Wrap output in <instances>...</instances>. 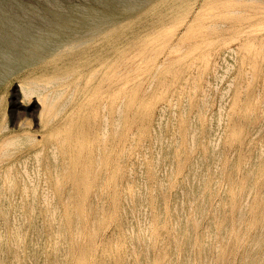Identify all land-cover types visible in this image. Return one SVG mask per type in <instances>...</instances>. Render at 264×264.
Here are the masks:
<instances>
[{
	"label": "rangeland",
	"instance_id": "374dc122",
	"mask_svg": "<svg viewBox=\"0 0 264 264\" xmlns=\"http://www.w3.org/2000/svg\"><path fill=\"white\" fill-rule=\"evenodd\" d=\"M213 1L216 0H143L135 4L134 8H130L124 2L120 4L121 2L116 3L114 0H0V142L8 136L19 138L27 135L41 140L49 132L58 131L64 123L77 114L79 118L76 128L82 127V133L85 136L80 147L82 155L79 157V163L88 167L89 174L93 175L96 172L94 169L96 154L93 153L96 144L92 146L90 144L95 137V123L94 119L88 120L87 116L93 109V103H89V98L96 93L93 98L95 100L98 95L106 91L109 83L105 81V78L109 74V67L124 59L129 52L147 44L155 45L160 39H164L166 44H175L180 41L181 37L191 29L190 25L196 20L200 11H203L201 8ZM84 7L97 12L106 11L113 19L105 28L101 27L93 33H86L84 32L86 28L73 25L74 21L78 20L77 12ZM242 10L244 11L239 16L220 19L222 25L213 24L214 21H219L217 16L204 18L195 23L193 27L200 29L205 24L209 31L185 42L182 46V49H187L184 50V54L168 62V65L184 66L183 73L179 77H174L172 72L166 71L158 74L159 79L166 81L170 86L167 94L169 97L172 94L185 93L188 87L193 85L195 96L187 104L198 106L205 99L211 104L212 111L221 106L224 107V120L229 123V128L224 135L227 142L224 159L220 165V184L211 201L199 207L198 216L193 224V227L197 224L194 235L203 236L212 218L213 207L219 204L216 234L208 241L197 243L198 241L193 239L182 241L178 230L174 229L170 215L172 193L185 184V180H181L185 167L183 169V166H178L173 172L174 182H176L172 183L165 208L166 223L160 228L155 227V231L149 235L151 242H154L149 250L141 247L134 254V244L129 239L130 233H125L123 228L128 220L137 219L138 214L134 212L120 214L121 207L127 198L123 194L114 196V193L117 191V185H121L129 178L130 167L139 165L143 161L140 155L147 149L150 126L144 134L138 135L131 142L133 147L128 156L122 154V148L129 141L122 139L116 151L109 157L107 166L99 169L98 172L104 173L105 178L100 196L103 197L106 213L105 220L96 225L93 232L91 224L98 214L89 209V206L99 194H95L91 185L86 186V194L80 202L81 208L83 207L80 227L84 231V236L79 243L83 248L80 249V254L79 249H75L68 264H79L78 258L85 259L82 264H105L106 262L114 264L117 260L119 264H140L147 258L153 260L150 262L147 260L146 264H162V262L163 264H181L185 259V251H188L192 264H245L248 255L256 253V257L264 258V239L262 241L256 239V235L264 231V172L255 179V183L247 191L249 211L244 214L245 220L241 224L240 234L238 236L232 234L225 240L222 238L223 229L232 220V211L224 205V192L230 176V159L242 155L239 144L242 137L241 130L237 129L238 134H236L232 132V128H237L249 119L250 114L246 109L255 96H259L260 105L264 107V0H253L242 7ZM5 11L13 15L11 17L16 19L15 23L19 24L18 27L13 23V19L9 20L2 16ZM61 14L71 16L72 24L58 19ZM22 26L28 29V34L24 37L19 35ZM194 43H198L195 48ZM152 52L154 50L148 51L147 54L150 55ZM206 57L209 63L204 62ZM165 59L166 52H158L152 64L160 65ZM193 62L195 64L192 66ZM228 65L230 71L226 74L225 69ZM202 72L203 75H201ZM64 73L71 75L63 85L67 88L66 95L70 93L73 83L77 81L79 86L62 113L47 124L45 120L43 121L47 112L45 111L43 117H40L43 107L38 102V95L24 92L23 87L34 80L41 81L46 77ZM216 76L222 79V83H215ZM145 78L146 74L141 80ZM194 81L196 82L193 83ZM122 82L116 80L110 86H117ZM228 83L233 87L228 86ZM158 90L160 88L156 85L150 92ZM189 100L190 98L180 99L177 109L179 110L181 105ZM163 102V99H159L151 103L149 113H153ZM208 118L212 117L208 116ZM181 122L184 124L183 128H186V120ZM130 127L129 121L125 124V130ZM214 128L216 127L213 126ZM202 131L205 132V130ZM261 131H264V124L256 129L257 133ZM186 133L183 131L182 136L187 139ZM48 146L49 143L45 142L44 149L46 150ZM32 148V144L19 147L6 160L17 161ZM187 158L186 152L183 159L185 166H187ZM124 159L125 165L121 175L113 178L114 165ZM242 167L243 164L240 162L237 177L240 176ZM40 178L41 181L46 179L45 170ZM71 182L73 181L69 180L66 184L70 185ZM42 185L41 183V188ZM67 187L69 186H65L63 191H66ZM237 193L236 190L235 194ZM203 195L202 193L197 197L195 200L197 204ZM67 199L68 194L62 192L61 195L53 198L50 205L64 204ZM235 201L236 199L233 200L234 203ZM70 205H72L71 202L68 203V206ZM74 209V207L61 208L59 212L64 219L63 227L66 229L72 228L75 223L74 218L69 216ZM152 209L150 205L149 215ZM256 214L259 216L254 220ZM189 238H193V234ZM111 239L114 243H120L116 256L114 252L105 250L106 244ZM174 244L179 246V250L175 253L171 250ZM219 245H223L222 252L217 251ZM130 254L132 261L126 262ZM205 256L206 261H202ZM49 259L50 257L46 258L47 261ZM261 264H264V260Z\"/></svg>",
	"mask_w": 264,
	"mask_h": 264
},
{
	"label": "bare ground",
	"instance_id": "6f19581e",
	"mask_svg": "<svg viewBox=\"0 0 264 264\" xmlns=\"http://www.w3.org/2000/svg\"><path fill=\"white\" fill-rule=\"evenodd\" d=\"M142 1L126 0L123 2L130 8H134L135 4ZM114 2L123 3L120 0H114ZM250 2L253 0L208 2L201 8L203 11H200L196 20L190 25L191 29L181 37L180 41L175 44H166L164 39H160L155 45L147 44L129 52L124 56V59L109 67V74L105 78V81L109 83L106 91L98 95L95 100L93 98L96 93L89 98V103H93V109L87 116L88 120L94 119L95 123V137L90 144L91 146L96 144L93 149V153L96 154L95 161L93 159L96 172L93 175L89 174L88 167L79 163V157L82 155L80 147L85 136L82 133L81 125L80 129L76 128L79 118L77 114L64 123L58 131L49 132L41 140L35 136L27 135L19 138L8 136L0 142V264H68L69 258L74 254L76 248L79 249L80 254V249L83 246L79 242L84 236V231L80 227L83 208H81L80 202L86 194V186L91 185L95 194H99L89 206V209L98 214L91 224L93 232L96 225L105 220L104 214L106 213L103 197L100 196L105 178L104 173L98 172L99 169L107 166L109 157L116 151V147L122 139L129 141L122 148V154L128 156L133 147L131 142L138 135L144 134L147 127L150 126L147 149L140 155L143 161L139 165L130 167L129 178L121 185H117V191L114 193V196L123 194L127 198L124 204L126 206L121 207L120 214L130 212L138 214L137 219L128 220L123 228L125 233H130L129 239L134 244V254L141 247L149 250L154 244L149 239V235L155 231V227L160 228L166 223L165 208L170 188L174 182L173 172L178 166H183V169L185 167V173L181 179L185 180V184L179 189L172 190L170 215L174 229L178 230L182 241L193 239L198 241L197 243L208 241L216 234L219 204L213 207L212 218L203 236L194 235L197 224L195 227L193 224L198 216L199 207L211 201L220 184V165L224 159L227 142L224 135L229 128V123L224 120V107L221 106L212 111L211 104L205 99L198 106L187 104L195 96L193 95L195 89L193 85L188 87L187 92L172 94L169 97L167 94L170 91V86L166 81H161L158 74L161 71H166L172 72L174 77H179L183 73L184 66H172L168 65V62L184 54V50H187L182 49L185 42L192 40L198 34L209 31L205 24L200 29L193 27L196 25L195 23L204 18L217 16L219 21L216 20L213 24L222 25L220 19L239 16L244 11L242 7ZM77 14L78 20L74 21L73 25L86 28L84 32L89 34L100 30L101 27L105 28L113 19L111 14L106 11L97 12L87 7L78 11ZM2 16L9 20L13 19L11 17L13 15L9 11L2 13ZM58 19L70 24L73 22L72 17L67 14H61ZM15 20L13 19V23L18 27L19 24L15 23ZM27 34L28 29L24 26L20 27L19 35L24 37ZM197 45L198 43H194L193 47L195 48ZM150 50H154V52L148 55L147 52ZM164 51L166 52L164 62L157 66L153 65L158 52ZM204 62L209 63L207 57L204 58ZM194 64L193 62L192 66ZM229 65L228 70L225 69L226 74L230 71ZM145 74L146 78L141 80ZM68 76L71 75L64 73L50 76L41 81L34 80L23 87L24 92L38 95V102L43 107L40 117H43L46 111L47 116L43 118V121L45 120L47 124H50L62 113L79 86V82L73 83L70 93L66 95L67 88L63 85ZM116 80L123 82L117 86H110ZM215 80L216 84L222 83L219 76H216ZM136 81L138 83L134 84ZM133 84L134 86L129 87ZM156 85L160 90L151 93V89ZM227 85L231 86L232 84L228 83ZM214 87L218 89V87ZM182 98L185 100L190 98V100L181 105L178 110L177 103ZM159 99H163V104L150 114L149 106ZM246 111L250 114L249 119L242 122L237 128H232V132H236V134H238L237 129L241 130L242 137L239 144L242 155L230 159V176L224 192V205L229 211H232V220L222 231L224 240L232 234L235 236L240 234L241 224L245 220L244 214L249 211L247 191L255 183V179L264 172V131L256 132V129L264 124V107L260 105L259 96L254 97ZM208 116L212 118L209 119ZM183 120H186V128H183L184 124L181 122ZM129 121L131 127L125 130V124ZM213 126L216 128L213 129ZM183 131L187 132L185 134L187 139L182 136ZM45 142L49 143L46 150L44 149ZM28 144L33 145L32 150L20 156L17 161L8 162L6 160L12 156L15 149ZM186 152L188 153L187 166L183 162ZM240 162L243 167L240 176L237 177ZM124 165L125 159L114 165L113 178H118L121 175ZM90 166L92 167V165ZM44 170L46 179L41 181L40 175L44 173ZM69 180L73 182L67 185ZM41 183L43 184L42 188ZM65 186L69 187L63 191ZM236 190L237 194H235ZM62 192L68 194L65 203L56 206L50 205L53 198H56V195H61ZM131 192L133 194H129ZM202 193L204 195L198 205L195 200ZM70 202L72 205L68 206ZM150 205L153 209L149 215L148 207ZM70 207L75 208L69 215L74 218L75 223L72 228L66 229L63 227L64 219L59 212L61 208ZM258 216L256 214L254 220ZM192 234L193 238H189L192 237ZM157 235L159 236V234ZM256 239L262 241L264 231L257 234ZM119 244L114 243L111 239L106 244L105 250L114 252L116 256ZM222 248L223 245H219L217 251L222 252ZM171 250L175 253L179 250V246L174 244ZM184 254L185 259L181 264H192L188 251H185ZM256 256L257 253L248 255L245 264H261L264 258ZM47 257H50L48 261ZM206 259L205 256L202 261H206ZM77 260L79 264H82L85 259L78 258ZM147 260L150 262L153 259L147 258ZM147 260H143L140 264H146ZM125 261H132L131 254ZM114 264H119L118 260Z\"/></svg>",
	"mask_w": 264,
	"mask_h": 264
}]
</instances>
